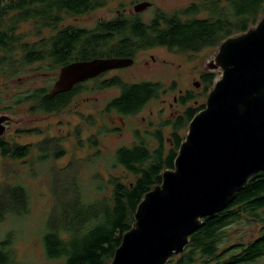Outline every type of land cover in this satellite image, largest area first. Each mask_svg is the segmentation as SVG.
Segmentation results:
<instances>
[{
    "label": "trees",
    "instance_id": "trees-1",
    "mask_svg": "<svg viewBox=\"0 0 264 264\" xmlns=\"http://www.w3.org/2000/svg\"><path fill=\"white\" fill-rule=\"evenodd\" d=\"M108 0H0V76L26 74L38 65L43 72L55 73L62 66L96 58H135L142 51L166 48L192 56L207 48H219L230 37L246 33L264 16V0H200L171 13L156 8L149 19L141 14H118L99 21L94 28L64 25L69 17H79L104 8ZM206 14L205 18H199ZM32 23L33 30L18 32ZM45 30L53 32L42 37ZM36 37L31 41L28 38ZM42 37V38H41ZM17 96L15 105L33 103L32 113L57 114L68 107L86 83L70 92L51 94L52 84ZM219 75L215 71L200 75L199 94L186 91L178 97L183 111L148 130H135L134 142L115 152V165L130 176L111 177L98 191L99 199L85 197L82 186L69 177L74 163L53 169L51 192L54 205L48 215L41 242L46 257L53 264H111L123 236L133 227L137 208L144 196L162 182L166 170H172L192 119L206 107L198 104L207 97ZM93 80L96 90L116 88L120 94L105 106L106 113L121 116L140 113L152 100L177 90V83L125 82L119 76ZM52 85V86H51ZM194 103L193 105H189ZM0 112L13 107H1ZM169 128V134L164 132ZM119 130L114 129L113 131ZM26 135H41L40 129L18 130ZM168 137V138H167ZM89 143L96 145L94 138ZM37 150L40 163L65 156L62 140L45 138L36 145H21L0 137V156L12 161H25ZM96 155H100L97 152ZM31 211V195L17 182L0 183V221L22 218ZM247 221L260 224L256 238L232 243L224 229L230 224ZM10 235L0 241V264H16ZM264 258V172L253 176L237 193L233 202L202 225L189 238L182 254L172 256L168 264H255Z\"/></svg>",
    "mask_w": 264,
    "mask_h": 264
},
{
    "label": "rangeland",
    "instance_id": "rangeland-1",
    "mask_svg": "<svg viewBox=\"0 0 264 264\" xmlns=\"http://www.w3.org/2000/svg\"><path fill=\"white\" fill-rule=\"evenodd\" d=\"M145 1L152 3L151 7L140 13L147 20L153 16L156 8L171 13L200 0H108L104 8L79 17L66 18L63 23L66 26L91 29L99 21L110 20L118 14H135L134 7ZM206 16L202 14L199 18ZM31 30L33 25L28 23L22 25L18 32L27 33ZM52 34V31L45 30L42 37ZM28 39L38 40L36 37ZM218 50L219 48H207L190 58L189 54L158 47L138 53L134 67L111 71L105 78L117 75L130 83L143 81L163 82L166 85L177 83L175 92H168L167 95L154 99L134 116H121L115 112L106 113V104L117 97L120 90H96L94 83H87V89L74 98L61 113H32L33 103L14 104L17 96L50 85L52 77L60 70L55 73L43 72L39 70V64H36L24 75L0 76L1 107H13L12 111L0 112V116L6 115L10 118L4 136L21 145H36L46 137H56L62 140L66 151L65 156L59 160L49 159L43 163H40L41 157L36 149L25 161L16 162L0 156V183H21L31 195V211L27 216L9 217L3 222L0 221V241L10 235L13 241L11 250L16 257V264H53L47 259L41 242L48 215L54 205L51 192L53 169L65 168L73 162L77 175L71 170L67 175L80 183L85 197L91 200L104 196L97 187L109 178L121 176L127 182L130 176L124 168L115 165L116 150L133 143L135 130H148L178 116L183 111V107L178 103V97L186 91H194L196 94L201 92L203 84L200 75L210 71V64L214 61ZM145 63L149 67H144ZM215 72L218 77L222 74L221 70ZM196 83H199L200 87H196ZM206 100L207 97H200L197 103L206 104ZM31 128L40 129L42 134L17 133L18 130ZM117 128L119 130L113 131ZM169 131V128L164 129L166 134H169ZM182 134L186 136L187 131H183ZM89 138L96 139L97 144L89 143ZM97 152H100V155H96ZM259 230L260 224L242 221L230 224L224 232L232 245L240 240L256 238ZM255 264H264V258Z\"/></svg>",
    "mask_w": 264,
    "mask_h": 264
},
{
    "label": "water",
    "instance_id": "water-1",
    "mask_svg": "<svg viewBox=\"0 0 264 264\" xmlns=\"http://www.w3.org/2000/svg\"><path fill=\"white\" fill-rule=\"evenodd\" d=\"M152 6L134 7L140 14ZM134 58H96L60 69L52 95L109 71L128 68ZM210 71L221 70L206 107L190 122L172 170L139 204L133 227L123 236L111 264H168L189 238L226 209L249 182L264 172V16L246 33L223 41ZM199 87V83H196ZM9 116H0V137Z\"/></svg>",
    "mask_w": 264,
    "mask_h": 264
},
{
    "label": "flooded vegetation",
    "instance_id": "flooded-vegetation-1",
    "mask_svg": "<svg viewBox=\"0 0 264 264\" xmlns=\"http://www.w3.org/2000/svg\"><path fill=\"white\" fill-rule=\"evenodd\" d=\"M134 59H135V58H134ZM135 62H136V59H135ZM211 65H212V64H210V67H211ZM134 66H135V63H134L132 66H130V67H134ZM62 67H64V66H62ZM144 67H149V66L145 63V66H144ZM60 69H61V68H60ZM60 69H59V70H60ZM114 71H116V70H114ZM59 72H60V71H59ZM110 72H111V71L106 72L105 74H102V75H100L99 77H101V76L106 77V76H108V74H109ZM58 74H59V73H58ZM113 76H116V75H111V76H109L108 78H111V77H113ZM99 77H97V78H99ZM57 78H58V75H57ZM97 78H95V79H97ZM108 78H107V79H108ZM95 79H93V80H95ZM56 80H57V79H56ZM93 80L87 81V82H85V83H86V84H87V83H93ZM55 82H56V81H55ZM55 82H54V83H55ZM53 85H54V84H53ZM199 87H200V85H199ZM52 88H53V86H52ZM110 89H116V88H110ZM152 101H153V100H152ZM152 101H151V102H152ZM149 103H150V102H149ZM149 103H148V104H149ZM148 104H147V105H148ZM147 105H146V106H147ZM146 106H145V107H146ZM145 107H144V108H145ZM144 108H143V109H144ZM133 116H134V115H133ZM7 123H8V122H6L5 125H6ZM134 132H135V131H134ZM167 138H168V137H167ZM133 142H134V140H133Z\"/></svg>",
    "mask_w": 264,
    "mask_h": 264
}]
</instances>
